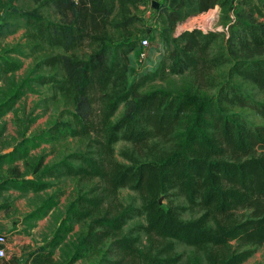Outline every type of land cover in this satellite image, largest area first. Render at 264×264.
I'll return each instance as SVG.
<instances>
[{
    "label": "trees",
    "instance_id": "1",
    "mask_svg": "<svg viewBox=\"0 0 264 264\" xmlns=\"http://www.w3.org/2000/svg\"><path fill=\"white\" fill-rule=\"evenodd\" d=\"M62 15L59 23L28 22L32 38L66 50L84 41L99 44L86 58L55 55L46 60L59 64L63 79L39 76L34 80L52 83L71 98L67 120H55L45 129L21 138L11 151L0 154L2 162L12 163L28 156L42 144H54L67 137L87 140L85 148L68 154L43 171L41 177L9 182L21 192H39L62 177L93 181L77 191L65 205L47 247L33 253L28 264H55L52 246L63 242L75 223L83 225L70 242L68 264L86 259L89 264H242L264 243V125L250 123L236 113L225 111L220 98L229 104L248 106L264 118V103L253 101L230 82L216 94L213 70L228 61L222 51L212 52L216 33L200 29L185 30L173 42L169 63L128 81L127 54L133 41L106 42L105 27L118 2L126 0H50ZM252 4L264 16V0ZM160 13L162 30L173 28L189 16L207 11L231 0H164ZM236 38L242 45L264 44V21L238 20ZM5 25L0 22V28ZM20 63L0 55V78L18 70ZM183 73L175 92L157 88L140 92L146 81L160 71ZM232 70L241 79L264 90V60L235 62ZM28 78L10 81L0 99V117L23 95ZM110 89H114L109 93ZM120 103L122 114L112 120ZM162 139V143L152 141ZM124 140L142 153V158L122 151L127 160L114 157V143ZM168 143V147H164ZM54 180V182L51 181ZM121 187L136 190L140 206L122 204L117 192ZM176 189L190 207L202 212L183 220V206L164 207L160 198ZM59 191L43 198L24 216L25 221L43 218L56 206ZM248 210L238 219L236 210ZM143 215L145 224L137 229L146 234L148 247L123 233L126 221ZM180 242L193 249L181 261L174 252Z\"/></svg>",
    "mask_w": 264,
    "mask_h": 264
},
{
    "label": "rangeland",
    "instance_id": "2",
    "mask_svg": "<svg viewBox=\"0 0 264 264\" xmlns=\"http://www.w3.org/2000/svg\"><path fill=\"white\" fill-rule=\"evenodd\" d=\"M157 6L154 7L153 3ZM126 0L118 2L115 10L109 17V24L105 27L104 35L106 42L115 44L118 42L133 41L134 48L127 54L128 81L135 80L142 74L149 73L155 68H162L169 63V53L173 48L174 40L185 30L200 29L203 32L217 34L211 51H222L228 61L213 70V87L207 91L216 94L223 83L237 85L245 96L253 101L264 103V90L253 83L241 79L232 70V65L239 62H252L264 60V44L254 46L252 44L242 46L237 38L239 30L238 20L259 22L264 21V16H259L252 10V4L256 0H231L224 6L216 5L207 11L185 18L179 22L173 30H162L159 24L161 9L166 6L164 0ZM39 19L43 23H59L63 20L62 15L51 3L50 0H0V22L5 27L0 28V55L20 63L18 70L1 76L0 78V99L3 92H6L10 81L20 82L28 78V86L25 87L23 95L16 101L14 106L0 117V154L11 151L18 145L21 138L37 133L48 127L55 120H67L64 113L71 108V98L62 91H59L52 83H40L34 78L39 76H53L56 79L64 78V71L59 64L50 65L46 60L55 55H72L78 58H86L92 50L98 48L99 44L92 41H84L82 45L74 46L66 50L59 45H48L28 34L31 27L28 22ZM147 37L148 46L145 49L144 59H140L139 39ZM187 71L183 73H171L167 70L160 71L154 78L146 81L139 91L152 89H165L175 92L183 80L190 78ZM114 91L110 89L109 93ZM220 102L228 113H236L247 119L252 124L264 125V118L248 106L229 104L220 98ZM124 110V103H120L115 111L112 120L117 119ZM152 141L162 143V139L153 138ZM87 140L82 137H67L54 144H42L32 149L28 156L20 158L12 163L2 162L0 167V210L6 213L12 220H24V216L39 205L40 201L59 191L58 202L55 207L38 220L27 223V227L21 226L20 231L26 243V256H30L47 247L57 227L59 219L64 213V208L69 199L82 191L93 181H83L75 177H62L57 183L39 192H21L11 187L9 182L20 181L24 178L41 177L43 171L51 167L55 162L63 159L68 154L82 151ZM114 157L120 162L127 160L121 155L122 151L132 153L135 157L142 158L138 148L124 140L114 143ZM168 147V143H164ZM254 154H264V147L254 148ZM47 180L45 177H41ZM54 182L53 179H51ZM117 197L124 205L135 207L140 206L139 194L136 190L128 187L118 189ZM161 204L167 207L169 204L185 207L180 212L183 220L196 218L202 210L198 206L190 207L183 195L176 189L168 191L160 198ZM3 213V214H4ZM248 210H236L238 219L247 216ZM143 215H135L128 219L123 227V233L136 239V243L147 248L146 234L140 230L144 225ZM83 225L75 223L72 231L63 242L52 246L55 264H68L70 254V242H72ZM25 245V243H23ZM193 248L189 245L176 242L174 252L181 255L184 262L186 256ZM10 252H13L12 250ZM73 264H89L86 259H80ZM242 264H264V243L256 248L254 253Z\"/></svg>",
    "mask_w": 264,
    "mask_h": 264
},
{
    "label": "crops",
    "instance_id": "3",
    "mask_svg": "<svg viewBox=\"0 0 264 264\" xmlns=\"http://www.w3.org/2000/svg\"><path fill=\"white\" fill-rule=\"evenodd\" d=\"M157 0H152V2ZM0 210V234H4L6 242V256L0 260V264H28L26 254V243L20 231V227H27L31 221L10 219L6 213ZM25 243V245H23ZM13 252H10V251Z\"/></svg>",
    "mask_w": 264,
    "mask_h": 264
},
{
    "label": "built area",
    "instance_id": "4",
    "mask_svg": "<svg viewBox=\"0 0 264 264\" xmlns=\"http://www.w3.org/2000/svg\"><path fill=\"white\" fill-rule=\"evenodd\" d=\"M73 2H79L81 0H72ZM148 46V39L147 37L143 36L139 39V58L144 59L145 57V49ZM5 236L4 234H0V260L6 256V247H5Z\"/></svg>",
    "mask_w": 264,
    "mask_h": 264
},
{
    "label": "water",
    "instance_id": "5",
    "mask_svg": "<svg viewBox=\"0 0 264 264\" xmlns=\"http://www.w3.org/2000/svg\"><path fill=\"white\" fill-rule=\"evenodd\" d=\"M153 6L156 7V6H157V3L154 2V3H153ZM6 152H8V151H5L4 153H6Z\"/></svg>",
    "mask_w": 264,
    "mask_h": 264
}]
</instances>
